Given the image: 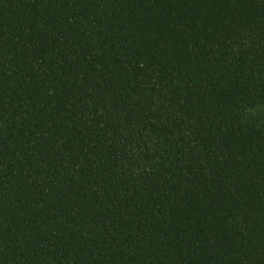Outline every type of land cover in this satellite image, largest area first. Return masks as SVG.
I'll return each mask as SVG.
<instances>
[{"label": "trees", "instance_id": "1", "mask_svg": "<svg viewBox=\"0 0 264 264\" xmlns=\"http://www.w3.org/2000/svg\"><path fill=\"white\" fill-rule=\"evenodd\" d=\"M0 264H264V0H0Z\"/></svg>", "mask_w": 264, "mask_h": 264}]
</instances>
